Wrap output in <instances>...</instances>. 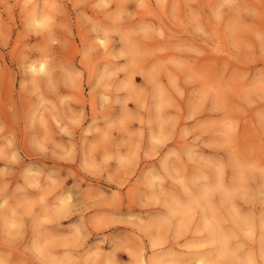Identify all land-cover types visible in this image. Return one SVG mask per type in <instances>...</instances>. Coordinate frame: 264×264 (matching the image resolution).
Listing matches in <instances>:
<instances>
[{
	"label": "rangeland",
	"instance_id": "rangeland-1",
	"mask_svg": "<svg viewBox=\"0 0 264 264\" xmlns=\"http://www.w3.org/2000/svg\"><path fill=\"white\" fill-rule=\"evenodd\" d=\"M142 254L264 264V0H0V264Z\"/></svg>",
	"mask_w": 264,
	"mask_h": 264
},
{
	"label": "bare ground",
	"instance_id": "bare-ground-1",
	"mask_svg": "<svg viewBox=\"0 0 264 264\" xmlns=\"http://www.w3.org/2000/svg\"><path fill=\"white\" fill-rule=\"evenodd\" d=\"M33 23L35 25H40V26H44V25L47 26L48 25V21L46 19L39 18V17H34L33 18ZM31 68H32L34 74H36L38 72H44L47 69V63H46V61H42V62H40L38 64L35 63V62H33V63H31ZM208 192H209L208 190L207 191L205 190L204 191V195L207 196ZM208 218H209L208 216L207 217H204V219L206 221H207ZM220 240H221V236L218 234V230L216 231L215 228H212L211 241L218 243L220 245V247H221V252L223 254H226L227 253V249L225 248V245H223L224 243L222 244L221 242H218ZM227 243H228V241H227ZM97 248H100V246L97 247ZM192 260H193L192 261V264H206V262H207V259L204 256H202V255H196V256H194L192 258ZM140 263L141 264H149L148 263V260L144 256V254H142L140 256ZM250 264H255V261L253 259H250Z\"/></svg>",
	"mask_w": 264,
	"mask_h": 264
}]
</instances>
